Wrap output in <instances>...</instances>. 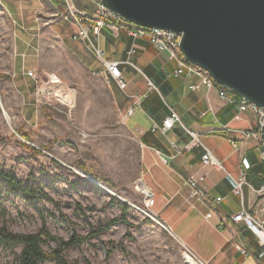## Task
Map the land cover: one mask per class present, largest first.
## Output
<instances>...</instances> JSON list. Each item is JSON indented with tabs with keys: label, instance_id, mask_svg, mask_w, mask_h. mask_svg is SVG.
Listing matches in <instances>:
<instances>
[{
	"label": "rangeland",
	"instance_id": "obj_1",
	"mask_svg": "<svg viewBox=\"0 0 264 264\" xmlns=\"http://www.w3.org/2000/svg\"><path fill=\"white\" fill-rule=\"evenodd\" d=\"M0 14L8 16L11 30L25 33L28 49L15 56L9 49L7 68L0 69V168L23 185L41 190L30 202L0 181V225L18 233H36L44 227L66 240L73 233L90 235L111 222L104 232L65 250L67 260L78 264H185L183 242L152 215V207L143 205L144 193L137 189L140 148L127 132L124 114L114 101L123 108L124 93L105 76L83 69L67 43H56L52 27L65 18L53 14L45 0H0ZM35 33L42 38L30 41ZM36 45L37 54L30 48ZM29 60L37 62V67H31ZM50 74L74 89L71 106L58 101L55 87L38 99L37 90ZM122 204L129 208L123 211ZM57 244V239H51L44 248L50 250ZM18 250L0 247V264H10Z\"/></svg>",
	"mask_w": 264,
	"mask_h": 264
},
{
	"label": "crops",
	"instance_id": "obj_2",
	"mask_svg": "<svg viewBox=\"0 0 264 264\" xmlns=\"http://www.w3.org/2000/svg\"><path fill=\"white\" fill-rule=\"evenodd\" d=\"M45 1L51 5L53 14L67 13L64 0ZM71 1L77 11H87L93 16V1L85 0L87 4L82 0ZM52 30L56 43L59 40L67 43L83 69L104 76L100 73L103 67L88 44L71 40L76 30L71 19L57 22ZM31 36L30 41L42 38L38 33ZM25 37L21 30H11L8 16L0 14L1 70L7 68L9 49L14 56L24 55L28 50ZM100 46L109 59L119 63L127 83L124 91L120 89L125 95L124 107L116 100L115 103L123 114L132 105L135 108L124 118V123L140 148V180L153 195L152 213L208 264H264V243L243 222H233L230 218L242 208L264 218V213L258 212L264 207V193H258L264 186V161L259 153L262 141L245 138L240 133L255 130L257 116L249 109L239 111L240 96L227 91L232 101L221 97L215 83L209 87L196 74L175 75L176 59L167 51L158 50L146 37L133 39L124 30L115 37L104 28ZM30 48L36 54L39 52L37 45ZM28 62L31 67H37L35 60V64ZM72 80L77 79L74 76ZM193 84H198V88H190ZM140 94L143 95L140 103L135 104L134 97ZM171 111L177 113L179 121L162 132V122ZM154 126L158 128L152 129ZM205 148L221 163L222 169L202 164ZM241 173L246 179L242 195L234 193L232 179ZM200 175L205 176L201 184L206 191L204 198L191 196L186 184L188 177ZM216 197L222 199L216 202ZM208 212L211 216L205 218ZM239 246L247 250L246 256L238 250Z\"/></svg>",
	"mask_w": 264,
	"mask_h": 264
},
{
	"label": "water",
	"instance_id": "obj_3",
	"mask_svg": "<svg viewBox=\"0 0 264 264\" xmlns=\"http://www.w3.org/2000/svg\"><path fill=\"white\" fill-rule=\"evenodd\" d=\"M101 2L129 22L181 34L179 49L188 62L216 85L264 108V0ZM260 137L264 147V123Z\"/></svg>",
	"mask_w": 264,
	"mask_h": 264
},
{
	"label": "built area",
	"instance_id": "obj_4",
	"mask_svg": "<svg viewBox=\"0 0 264 264\" xmlns=\"http://www.w3.org/2000/svg\"><path fill=\"white\" fill-rule=\"evenodd\" d=\"M64 1L67 13L63 16V18L71 19L76 26V30L71 35V40L83 41L88 44L103 67L100 73H102L108 80L115 82L119 89L124 91L127 83L123 78L122 72L119 68V63L109 59L107 57L106 51L100 46L102 30L104 28L111 30L115 37H119V33L122 30L126 31L133 39L146 37L158 50L167 51L171 57L176 59L177 68L174 71L175 75H179L184 72L187 74H196L200 76L202 81L206 82L209 87L213 85L214 82L208 73L204 69L188 62L180 52L179 45L181 34L164 29L143 27L129 22L121 15L106 8L102 4L101 0H91L95 4V11L92 17L89 16L87 11H77L71 0ZM28 74L31 76L33 75L34 77L36 76V74L34 75L32 71H29ZM51 87L56 88V91H54L53 94L57 97L58 101L65 104L66 106H71L73 104L74 89L70 86H67L66 84H63L60 78L55 74H50L48 79L44 81V85L37 90L38 99L41 100L42 96L45 97L47 91L50 90ZM190 88L197 89L198 84H193L190 86ZM227 91L228 90L226 88L219 86V95L229 101H232V99L227 96ZM142 96L143 95L141 94L135 96L134 103H140ZM238 108L239 111L249 109L257 116L256 129L243 130L240 132L241 135L245 138L261 140L260 130L264 123V108L258 107L242 97H240ZM134 109V105L129 107L124 114V118L130 116L134 112ZM177 121H179V116L174 111H171L170 115L167 116L162 122V132L170 129ZM155 128H158V126L152 127V129ZM191 135L193 136L196 143L200 145L201 143L197 140L195 134L191 132ZM259 153L261 160L264 161V147L260 149ZM201 160L203 165L209 164L217 169L223 168L221 163L206 148L204 153L201 155ZM204 179L205 176L203 175L198 177L190 176L186 179V184L191 189V196H197L200 198H204L206 196V191L201 186ZM232 179L234 181V193L242 195V186L246 184L244 173H241L236 178L232 177ZM258 193L260 195L264 193V186L258 190ZM221 199V197H216L215 201L218 202ZM262 201L263 199L260 201V203ZM153 203V195L148 190L147 193H144L143 205L147 209H150L153 206ZM258 212L263 214L264 207L259 208ZM210 216L211 212H208L206 213L205 218H209ZM230 218L233 222H243L247 229L251 230L255 235H257L260 243H264V218L253 216L244 208L232 214ZM238 250L245 256L248 254L247 250L241 246L238 247ZM183 262L185 264H208L207 261L199 257L194 251L185 245L183 252Z\"/></svg>",
	"mask_w": 264,
	"mask_h": 264
},
{
	"label": "trees",
	"instance_id": "obj_5",
	"mask_svg": "<svg viewBox=\"0 0 264 264\" xmlns=\"http://www.w3.org/2000/svg\"><path fill=\"white\" fill-rule=\"evenodd\" d=\"M0 181L3 182L8 191L17 192L27 201L32 202L41 195V190L33 185H23V181L15 175L5 172L0 168ZM127 204H122L123 211L128 209ZM112 223L105 226H98L90 235L81 236L73 233L69 239H61L51 235L45 228L36 233H18L9 230L6 226L0 225V247L14 250L19 248L10 264H43L46 261H53L56 264H78L67 260L64 251L85 242L88 238L107 230ZM51 239H57L56 247L47 250L44 245Z\"/></svg>",
	"mask_w": 264,
	"mask_h": 264
},
{
	"label": "bare ground",
	"instance_id": "obj_6",
	"mask_svg": "<svg viewBox=\"0 0 264 264\" xmlns=\"http://www.w3.org/2000/svg\"><path fill=\"white\" fill-rule=\"evenodd\" d=\"M84 177H86L87 179H89L91 182H93L94 184H96L100 188H102V189H104V190H106V191H108V192L111 193V191L109 189H107L104 185H101V183H98L97 181H95L93 178H91L89 176H86V175ZM137 189L139 191H141L142 193H147V191H148V188L146 187V185L142 181H140V180L138 182Z\"/></svg>",
	"mask_w": 264,
	"mask_h": 264
}]
</instances>
